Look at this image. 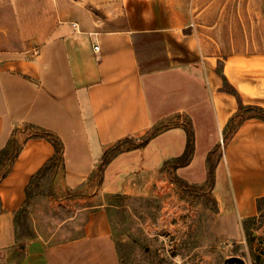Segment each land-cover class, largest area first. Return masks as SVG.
<instances>
[{
  "label": "crops",
  "instance_id": "0c3cea01",
  "mask_svg": "<svg viewBox=\"0 0 264 264\" xmlns=\"http://www.w3.org/2000/svg\"><path fill=\"white\" fill-rule=\"evenodd\" d=\"M118 5L101 16L85 0H0V148L13 133L30 131L28 125L55 134L63 151L54 194L86 187L105 151L164 124L143 147L118 153L99 171L98 190L63 221L81 217L76 236L38 233L20 250L1 243L5 264H121L107 207L91 204L97 193L145 194L170 176L203 184L211 154L210 192L218 208L240 220L257 213L264 121L246 117L231 133L227 128L239 103L264 110V28L246 33L241 12V29L227 37H260L262 44L232 40L225 48L216 41L219 20L207 25V39L191 28L188 0ZM183 124L193 132L194 148L188 163L174 168L170 162L185 147ZM29 135L0 180L2 237L25 206L29 180L54 154L49 140Z\"/></svg>",
  "mask_w": 264,
  "mask_h": 264
},
{
  "label": "rangeland",
  "instance_id": "374dc122",
  "mask_svg": "<svg viewBox=\"0 0 264 264\" xmlns=\"http://www.w3.org/2000/svg\"><path fill=\"white\" fill-rule=\"evenodd\" d=\"M85 1L87 7L101 16L116 13L119 7L118 0ZM244 1L241 6L238 0H188L194 24L191 28L207 39V25L219 20L218 45L227 48L232 40L261 45L260 37H227L235 29H241L238 18L241 12L246 33L257 34L259 26L264 28V22L258 26L255 22L264 16V3ZM29 134L30 131L24 135L15 132L1 147L6 153L0 173L22 138ZM145 135L126 140L122 148L139 144ZM59 166L51 163L34 178L28 188V203L17 212L24 219L20 218L16 224L15 214L7 236H0V244L7 242L20 250L23 241L38 233L50 235L55 231L54 240H65L79 233L81 217L63 221L86 193L98 190L101 174L95 171L86 187L57 195L52 191V179ZM91 204L106 205L121 264H223L229 257L240 258L242 264H264V206L245 232V218L240 220L232 213L222 212L206 182L175 183L174 176H170V181L158 183L145 194L100 191ZM0 264H5L1 251Z\"/></svg>",
  "mask_w": 264,
  "mask_h": 264
},
{
  "label": "trees",
  "instance_id": "16d2710c",
  "mask_svg": "<svg viewBox=\"0 0 264 264\" xmlns=\"http://www.w3.org/2000/svg\"><path fill=\"white\" fill-rule=\"evenodd\" d=\"M223 87L226 91L232 93V94H236V92L227 84V82L225 81V79L223 78ZM238 99V96H237ZM246 117H255L258 118L262 121H264V110L260 107H256V106H249V107H243L240 103H239V108L237 113L230 119L229 124H228V130L229 133H231L238 122H240L241 120H243ZM25 129H29L30 130V135L29 136H33V137H43L46 138L47 140H49L54 148V154L52 155L51 158H49V160H47V162L45 163V165L37 171V173L31 177V179L29 180V186L31 185V183L33 182L34 178L40 174L47 166H49L51 163H54L55 165H61L62 163V151H63V145L62 142L60 141V139L53 133L46 131L44 129H39L36 127H32L30 125L26 126ZM183 129L186 132V142H185V147L183 150V153L173 159L170 162L171 167H180V166H184L188 163L191 154L193 152V148H194V136H193V132L190 129V127L186 124H183ZM159 130V127H154L153 130L149 133H147L144 137V139L136 145H131L128 146L126 148H122L123 145H121L123 142H125L128 139H125L119 143H117L116 145H114L113 147H111L110 149H108L107 151H105V153L102 156V160L101 163L99 165V171L102 170V168L107 164V162L109 161L110 158H112L113 156L117 155L120 152H123L124 150H130V149H135V148H141L143 147L147 141ZM18 149L19 146L15 149L14 153L12 154V156L6 160V165L4 170L0 173V180L5 176V174L7 173L9 166L11 164V162L14 160V158L17 156L18 153ZM5 149L4 147L0 149V166H3V161H5L3 159V157L5 156ZM213 155L211 154V156L209 158H207V185L208 188L211 190L212 184H213V168H214V159L212 157ZM174 182L175 183H180L182 182L180 179H178L177 177H174ZM28 199H29V194H28V188L26 190V199H25V206L28 203ZM255 206H256V211L257 213H260L263 209L264 206V196L259 197L255 200ZM21 213H17L16 214V224L18 223L20 218L24 219V215H20ZM254 219V216H250L245 218V220L243 221V229L246 231H248V223Z\"/></svg>",
  "mask_w": 264,
  "mask_h": 264
},
{
  "label": "water",
  "instance_id": "95a60500",
  "mask_svg": "<svg viewBox=\"0 0 264 264\" xmlns=\"http://www.w3.org/2000/svg\"><path fill=\"white\" fill-rule=\"evenodd\" d=\"M233 263H235V264H242L243 261L240 258H238V257H229V258H227L224 261L223 264H233Z\"/></svg>",
  "mask_w": 264,
  "mask_h": 264
},
{
  "label": "built area",
  "instance_id": "2783aa9c",
  "mask_svg": "<svg viewBox=\"0 0 264 264\" xmlns=\"http://www.w3.org/2000/svg\"><path fill=\"white\" fill-rule=\"evenodd\" d=\"M71 25L73 27H76L77 24L76 23H71ZM94 49L97 50V47H95ZM219 145H220V148L223 149V141H222V139L219 140Z\"/></svg>",
  "mask_w": 264,
  "mask_h": 264
}]
</instances>
